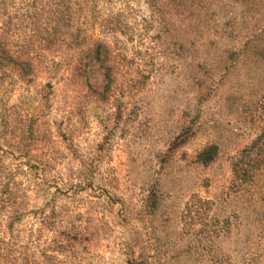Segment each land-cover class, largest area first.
Segmentation results:
<instances>
[{
	"label": "rangeland",
	"instance_id": "rangeland-1",
	"mask_svg": "<svg viewBox=\"0 0 264 264\" xmlns=\"http://www.w3.org/2000/svg\"><path fill=\"white\" fill-rule=\"evenodd\" d=\"M167 1L0 0V257L264 264V162L232 172L264 151V0Z\"/></svg>",
	"mask_w": 264,
	"mask_h": 264
},
{
	"label": "trees",
	"instance_id": "trees-1",
	"mask_svg": "<svg viewBox=\"0 0 264 264\" xmlns=\"http://www.w3.org/2000/svg\"><path fill=\"white\" fill-rule=\"evenodd\" d=\"M193 1L194 0H168L164 4L165 7L163 9L166 8L167 10L180 13L182 9L188 8L193 3ZM90 51L91 53H93L94 62L98 63L99 67H101L103 70V89L109 90L114 84L115 80V73L113 71L114 66L110 64L111 50H109L106 44L96 42L94 45H92ZM4 58L10 59L11 57L8 55L7 50L4 48V45H2V39L0 37V59ZM261 138V136L257 137L251 142L249 146L243 148L239 155L232 162L233 185H235L237 188H241L240 190H244L247 188V186L251 185V182L255 177V173L257 172V170H259L261 163L264 162V151L259 152L260 150H263L261 147L263 142ZM217 155V145L209 144L197 153L195 161L200 165L206 166L212 163L216 159ZM193 197L194 199H197L198 202H201L202 205L211 203V200L209 199L203 200L197 195H193ZM190 211L191 208L187 207V209L183 213V217H185V225L189 226L190 228H194V225L188 222V219L191 218V216H189ZM205 212H207V208H205ZM48 219L49 216L45 214L39 221L47 223ZM10 225L11 224H9L8 226L10 227ZM6 249H3L2 251L3 256L0 257V264H16L13 262L12 258H9V253L4 251H10L9 247H7ZM40 257H42V260L45 264H50L49 259L51 258V255H48L47 253L42 251L40 253ZM23 259L25 261H28L27 257L23 256ZM129 262L130 264H148L144 261L139 260H129Z\"/></svg>",
	"mask_w": 264,
	"mask_h": 264
}]
</instances>
